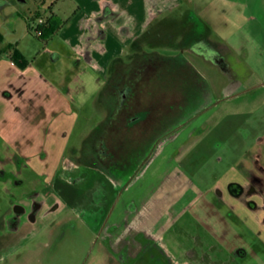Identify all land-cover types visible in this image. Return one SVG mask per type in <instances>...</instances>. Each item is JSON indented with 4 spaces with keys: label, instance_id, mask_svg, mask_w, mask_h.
<instances>
[{
    "label": "crops",
    "instance_id": "0c3cea01",
    "mask_svg": "<svg viewBox=\"0 0 264 264\" xmlns=\"http://www.w3.org/2000/svg\"><path fill=\"white\" fill-rule=\"evenodd\" d=\"M77 1L82 4L81 7H77L65 21L57 20L50 11L51 19L53 18L55 23H62L61 28L52 36L67 39L70 48L80 55L83 54L85 64L93 67L95 59L105 67L104 73L122 64L121 57L136 53V48H139L142 42L157 43V39L171 38L172 44L164 42V45H171L172 53L159 55L153 52L154 59L162 58L161 77L154 83L158 87L157 93L149 94V97L146 95L145 100L150 104L144 110V122L150 114L156 115L163 107L173 113L174 109L178 112L185 106L189 110L192 105L202 106L188 115L163 142H159L161 147L158 151L166 153V161L135 160V163L130 165V159H122L124 155L119 159L115 158L113 153L106 155L103 150H95L92 161L86 163L87 166L79 165L83 160L78 157L75 161L65 158L61 172L66 175L60 173V178L63 176L64 179L70 180L75 176L81 181L78 185L71 186L67 180L65 184H61L59 179L52 184L53 189L64 197L66 205L74 210L76 215L85 216L90 231L101 229L103 248L107 251L114 250L125 260L143 259L153 261L154 264H184L186 260L182 261L180 254L186 246L179 245L180 250L177 251V239L167 244L163 239V242L159 240L163 236L158 233L159 229L165 227L172 233L173 239L180 225H186L185 220H188L190 225L194 222L188 215L187 208L190 205L187 204L192 201L195 192L200 193V189L195 190L194 181L180 174L182 171L178 167L179 161H188V157L194 154L185 167L194 169L195 163L200 162L206 167L205 171L190 172L191 176H198L197 184L201 185L214 176L211 195L225 200L233 209H236V206L232 205V202H237V197L243 195L250 205L249 212L256 209V200L259 199L255 194L258 191L256 184L259 183L260 167H264V145L260 143L264 140V0ZM117 4L128 8L125 14L128 15L127 23L123 21L122 14L111 16V9L119 10ZM138 4H144L145 14L136 11L134 5ZM179 8L180 14H175ZM36 15L49 17L46 14ZM103 19L109 25L106 32L98 26ZM120 19L123 20L119 21ZM109 28L112 29L111 32ZM17 45L15 43L8 46H13L19 51ZM53 56L56 61L60 60L56 53ZM4 77L5 82L0 84V188L11 184L17 188L19 184L28 181L30 173H37L35 162L38 160L35 152L38 151L41 159L44 156L50 158L52 154L60 160L63 159L64 131L60 124L64 122V118L72 120V111L71 103L61 97L57 99L59 105L55 108L54 96L58 93L52 84L46 81V84L41 86L39 76H27L26 67L19 68L11 60L9 49L0 51V81ZM148 78L146 80L151 81V78ZM40 89L54 92L51 98L48 96L44 107L48 106V111H55L57 114L51 112L46 128L41 125V136L43 132L46 138L38 148L32 143L15 145L20 139L17 127L21 123L14 126L16 122L9 119L7 112L10 106H24L25 104L21 103L23 95H37ZM157 102L163 103L159 109H155ZM166 102H175V105L168 109ZM61 111H67L68 114L65 116ZM132 119L135 120L133 117L129 120L126 118L127 129L115 127V124L109 126L110 146L116 147V143L118 145L114 132L128 130V122ZM35 126L39 127L40 123L37 122ZM99 126L92 132L100 129ZM59 128L60 130L55 131ZM30 133H34V130ZM7 140L11 145L10 150H6ZM99 144L103 145V142ZM119 144L122 142L119 141ZM5 152L9 154L6 155ZM217 152L222 154L219 162L222 163L225 156L222 165H230L228 170H237L240 178L227 179L228 170L223 167L217 170L216 166H210L213 160L210 155ZM31 153L32 156L27 158V154ZM244 157L248 158L250 166L243 176V170L238 166L245 165L242 160ZM8 165L12 167L7 168ZM56 176L57 170L54 169L53 181ZM187 182H190L189 185ZM40 189L43 192L38 199L30 198L28 202V199L19 198L14 208L8 212L7 219L11 221L17 220L18 216L22 219L21 214L27 208L29 210L36 206L38 209V215L30 219V223L21 220L8 230L0 229V251L13 252L33 237L28 228L34 222L42 220L43 211L48 207L46 200L49 192L45 187ZM205 192L199 194V197L203 198ZM182 199L186 200L185 210L182 211L183 218L177 215L182 210L181 207L177 208ZM1 222L2 218L0 225ZM254 227L256 229V226ZM187 230L188 228L181 229V234L189 236ZM258 233L263 234L259 231ZM186 239L188 240V237ZM193 241V248L201 250L195 252L201 262L207 260L210 264H237L231 262L221 247L217 248L210 244V241L204 245L198 233L194 235ZM113 245L117 247L113 248ZM223 254L225 258H222ZM3 256L0 255V260Z\"/></svg>",
    "mask_w": 264,
    "mask_h": 264
},
{
    "label": "rangeland",
    "instance_id": "374dc122",
    "mask_svg": "<svg viewBox=\"0 0 264 264\" xmlns=\"http://www.w3.org/2000/svg\"><path fill=\"white\" fill-rule=\"evenodd\" d=\"M196 1L202 2L207 0ZM212 1L215 0H211L210 2ZM81 5L77 0H0V51H5L9 48L8 45L17 43V48L26 60L27 76L29 74L35 75V78L39 76L41 86L46 84V81L51 83L59 94L54 96L56 100L54 107H58L59 101L57 99L61 97L66 102L71 103L72 111V120L68 121L64 118V122L60 124L64 131V143L62 145L63 159L60 160L57 156H53V154L50 158L44 156L41 159L37 151L35 152L37 154L36 158L39 161L35 162L37 173L34 175L30 173L29 179L26 177L28 181L21 185L19 184L17 188L12 184L8 187L2 186L0 188V218H2L0 229L2 230L12 228V226L20 223L21 220L30 223L31 221L29 220L36 218L38 215V209L34 206L33 209L31 207V209L28 210L27 208V210L23 211V214H21L22 219L18 216L17 220H8L7 214L11 208H14L19 198L28 199V202H30V198L38 199L39 195L42 194L43 190L40 188L43 189L45 187V190L49 192L46 200V206L48 207L43 211L44 217L41 221L38 223L34 222L28 228L32 231L33 237L27 239L26 243H24L25 245H19L13 252L1 250L0 255L3 256L4 254V256L0 260V264L155 263L143 259L141 261H133V259L125 260L116 251L108 250V252L104 249L101 229H97L96 232L90 231L85 216L76 215L73 212L74 210L69 209L64 197L60 196V193L53 189L52 184H55L59 179L61 184H65L67 179H64L63 176L60 178V173L66 175L65 172H61L65 158L75 161V158L78 157L83 160H80L79 165L87 166L86 163L92 161V154H95V150H103L106 155L109 152L113 153L115 158L119 159L124 155L122 159H130V165L135 163V160L166 161V153L158 151L161 147L159 142H163V139L170 135L181 122L185 121L188 115H191L202 105H192V107H189L190 110L186 106L181 107L178 112H175L174 109L172 113L169 110L167 111V107L159 109L163 103L157 102L155 109H159L158 112L156 115L150 114L147 117L148 120L146 119L144 122V110L150 104L145 99L149 97V94L157 93L156 88L158 87L154 83L161 77L162 58L154 59L153 52L159 55L172 53V46L166 45L168 43L172 44L170 37L157 39V43L142 42L141 46L136 48L137 54L132 53L131 55L128 54V56L125 55L123 58L121 57L122 64H118L112 71L108 70L107 73H104L103 69L105 67L95 59L93 67L85 64L83 54L80 55L79 52L70 48L69 41L64 39V37L57 35L50 36L47 42H45L36 37L28 26L30 16L35 13L42 16L44 14L50 16L51 11L57 17V20L65 21ZM117 5L119 10L111 9V16L116 17L122 14L124 20L120 19L119 21L123 20L127 23L129 21L128 15L125 14H127L128 8L126 9V6L123 4ZM134 7L139 14H145L146 9L144 4L134 5ZM50 8L51 10H49ZM180 10L181 8L175 14H180ZM98 26L103 32H106L109 25L103 19L99 22ZM111 31L112 29L109 28V32ZM164 42L166 43L165 45ZM54 53L59 56V61H56V58L53 56ZM147 77H149L148 79L151 78V81L146 80ZM5 78H1L0 84L2 81L3 83L5 82ZM124 85L130 86L131 90L126 92L127 97L124 99V104L117 108V97L119 95L117 94L116 96L115 93L117 91L119 93L124 88ZM114 87L116 91L113 90ZM41 91H38L37 95L35 93L23 95L21 103L25 105L10 106L7 112L9 119L16 122L14 126L17 123H21V125H17L20 139L17 140L15 145L21 144V146H24V144L28 145L32 143V145L36 144L38 148V145H41L46 138L43 132L41 136V125L43 124L46 128L52 111H48V106L44 107V104H47L44 102L49 99L48 96L51 98L54 92H48V90ZM166 105L170 109V106L175 105V102H166ZM151 109L154 110L153 107ZM52 113L54 115L57 114L55 111ZM61 113L65 114V116L68 114L67 111H61ZM132 117L135 120L132 119V121L128 122V124L130 123L128 130H119L113 134L115 142L118 141L119 146L117 143L115 144L116 147L110 146L108 141L110 139L109 126L115 124V127L120 126L122 129H127L126 118L129 120ZM37 122L38 124L40 123L39 127L35 126ZM67 125L69 127H66ZM98 126L100 129L92 132ZM32 130H34V133L31 134ZM56 130H60V128ZM90 132L91 134H89ZM60 135L62 136V134ZM119 141L122 144H119ZM100 142H103V145H100ZM6 143V150H10L11 145H9L8 140ZM260 143L264 145V140ZM5 154L8 155L9 152H5ZM32 154H27V158L32 156ZM193 156L194 154L188 157V161L187 159L186 161L181 160L178 164V167L181 169L180 171H182L180 174L184 175V177L188 176L187 179L191 178V181H194L195 190L200 189V193L195 192L192 201L187 204V206L190 205L187 208V212L194 221L193 225H190L189 221L185 220L186 225H180L184 228L180 227L175 232V238L173 239L171 237L172 233L163 227L158 232L163 236L159 240L168 244L177 239L178 246L175 248L177 251L180 250L179 245L182 247L186 246L180 254V259L182 261L186 260L184 264H210L207 260L201 262L199 256L195 254L196 251H201L199 248L194 249L192 246L195 243L193 240L196 233L201 236L204 245L210 241V244H214L217 248L221 247L233 263L264 264V167H260L262 172L260 171L259 183L256 184L258 191L255 194L259 198L256 200V209L249 212L250 209L248 208L250 205L243 195L237 197V202H232V205H235L236 209L230 208L225 203V200H220L215 195H211L213 194L211 184L214 182V176L201 185L197 184L196 177L198 176H191L190 172H200L206 167L201 162L195 163L194 169L185 167V164L190 163L189 159ZM210 156L214 160L210 163L211 167L216 166L217 170L223 167L228 170L227 168L230 165H222L224 164L225 156L222 163L219 162L222 159V154L217 152L215 155L211 154ZM44 158L46 161H44ZM242 160L245 165L238 167L243 170L242 175L244 176L248 166H250V162L245 157ZM48 166L51 168L50 170ZM9 167L11 168L12 165L7 166V168ZM54 169L57 170L55 181L52 178ZM238 177L240 178L239 173L234 168H230L227 171V179L233 178L237 180ZM67 181L71 186H74L78 185L81 180L74 176ZM187 183L189 185L190 182ZM163 185H166L165 180ZM204 192L205 195H203V198H200L199 194H203ZM223 199H225V195ZM185 203L186 200L182 199L178 204L177 208H182L181 212L177 214L178 217H184L182 211L185 210ZM194 226L200 230L198 229L196 232L197 228ZM254 226L263 234L258 233ZM185 228H188L187 232L188 235L190 233L189 236L191 238L187 235L184 236L183 233L181 234L183 232L181 229ZM187 237L188 240L186 239ZM116 247V245H113V248ZM222 258H225L224 254ZM159 264L165 263L159 262Z\"/></svg>",
    "mask_w": 264,
    "mask_h": 264
},
{
    "label": "trees",
    "instance_id": "16d2710c",
    "mask_svg": "<svg viewBox=\"0 0 264 264\" xmlns=\"http://www.w3.org/2000/svg\"><path fill=\"white\" fill-rule=\"evenodd\" d=\"M38 17V15L34 14L29 18V21H31L33 18ZM52 20V21H51ZM29 28L30 24L28 25ZM62 26V23H55L53 18L51 19V16L45 18V23L42 27V34L41 36L35 35L36 37L40 38L42 41H46L50 36H52L56 31H58ZM10 51V58L13 61V63L19 67L24 68L26 66V60L23 58L22 54L13 46H9ZM107 88V86H106Z\"/></svg>",
    "mask_w": 264,
    "mask_h": 264
},
{
    "label": "built area",
    "instance_id": "2783aa9c",
    "mask_svg": "<svg viewBox=\"0 0 264 264\" xmlns=\"http://www.w3.org/2000/svg\"><path fill=\"white\" fill-rule=\"evenodd\" d=\"M45 23V18L38 16L33 18L31 21H29L30 27H31V31H33V33L35 35H40L42 34V27Z\"/></svg>",
    "mask_w": 264,
    "mask_h": 264
},
{
    "label": "flooded vegetation",
    "instance_id": "af4514ba",
    "mask_svg": "<svg viewBox=\"0 0 264 264\" xmlns=\"http://www.w3.org/2000/svg\"><path fill=\"white\" fill-rule=\"evenodd\" d=\"M123 87L124 88L122 90H120L119 93H118V91L115 93L116 96H117V94L119 95L117 97V100H118L117 105H116L117 108H119V106H121V105L124 104V99L127 97L126 92H128V90H131V87L130 86H125L124 85ZM113 90L116 91V88L114 87ZM117 90H119V89H117Z\"/></svg>",
    "mask_w": 264,
    "mask_h": 264
},
{
    "label": "water",
    "instance_id": "95a60500",
    "mask_svg": "<svg viewBox=\"0 0 264 264\" xmlns=\"http://www.w3.org/2000/svg\"><path fill=\"white\" fill-rule=\"evenodd\" d=\"M19 1H21V0H19Z\"/></svg>",
    "mask_w": 264,
    "mask_h": 264
}]
</instances>
